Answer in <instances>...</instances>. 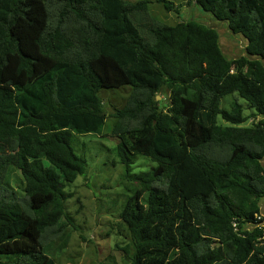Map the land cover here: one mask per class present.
<instances>
[{"label": "trees", "instance_id": "obj_1", "mask_svg": "<svg viewBox=\"0 0 264 264\" xmlns=\"http://www.w3.org/2000/svg\"><path fill=\"white\" fill-rule=\"evenodd\" d=\"M189 2L245 54L196 19L157 21L148 0H0V264H59L46 245L73 225L66 188L87 171L72 140L108 117L134 187L120 212L131 264H264V0ZM121 88L108 114L102 92ZM229 94L251 113L224 108ZM138 153L156 166L132 173Z\"/></svg>", "mask_w": 264, "mask_h": 264}, {"label": "rangeland", "instance_id": "obj_2", "mask_svg": "<svg viewBox=\"0 0 264 264\" xmlns=\"http://www.w3.org/2000/svg\"><path fill=\"white\" fill-rule=\"evenodd\" d=\"M139 1V0H129ZM149 13L163 23L174 25L181 21L196 19L217 29L223 52L235 59L245 54L247 39L235 35L225 22L217 20L211 13L189 0H148ZM174 4L168 10L165 4ZM108 114L123 107L129 96V88L102 92ZM161 99V96L158 98ZM237 95L229 94L222 100V106L231 109ZM166 100V99H165ZM246 114L252 109L239 98ZM115 119L108 117L104 134H76L72 145L76 153L87 159V171L70 184L66 190L71 194L67 210L73 217V225L65 228L63 234L46 245V251L59 264H131L129 255L122 247L129 244L128 230L122 222L120 212L129 195L133 193V183L126 175L125 167L117 155L118 140L112 134ZM219 122L228 124L221 116ZM251 123H245V125ZM156 162L145 154H135L131 166L132 173L148 171ZM264 164V159H263ZM4 181L18 191L23 190V178L13 166L3 168ZM264 216V199L261 201Z\"/></svg>", "mask_w": 264, "mask_h": 264}, {"label": "water", "instance_id": "obj_3", "mask_svg": "<svg viewBox=\"0 0 264 264\" xmlns=\"http://www.w3.org/2000/svg\"><path fill=\"white\" fill-rule=\"evenodd\" d=\"M160 96H158V98H159ZM262 214H263V211H262Z\"/></svg>", "mask_w": 264, "mask_h": 264}]
</instances>
